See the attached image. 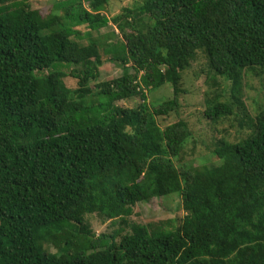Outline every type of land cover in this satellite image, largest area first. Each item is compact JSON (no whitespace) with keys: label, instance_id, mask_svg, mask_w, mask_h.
<instances>
[{"label":"trees","instance_id":"obj_1","mask_svg":"<svg viewBox=\"0 0 264 264\" xmlns=\"http://www.w3.org/2000/svg\"><path fill=\"white\" fill-rule=\"evenodd\" d=\"M85 1L43 17L0 0V264H264V103L247 99L264 75V0H143L112 20L114 1ZM109 23L120 40H94ZM198 56L222 137L178 116ZM106 62L122 76L95 93ZM202 151L214 165L193 164ZM175 195L183 217L130 222L137 204ZM93 215L118 229L96 236Z\"/></svg>","mask_w":264,"mask_h":264},{"label":"rangeland","instance_id":"obj_2","mask_svg":"<svg viewBox=\"0 0 264 264\" xmlns=\"http://www.w3.org/2000/svg\"><path fill=\"white\" fill-rule=\"evenodd\" d=\"M57 1L62 0H31L30 4L32 6V9L41 14L43 17H46L49 13L53 12L54 5ZM84 1V5L87 6V1ZM114 1L116 5V1L121 2V7L117 9L112 8L111 5V13L109 12H103V14L109 16V18L112 20L113 17L119 15L122 13L123 8H132L135 9L139 6L140 2L143 0H112ZM80 32H82V37L84 39H81L79 42L83 45L88 44V39L86 38L85 29L80 28ZM111 34H114L118 39L110 41V39H107L108 36ZM119 35V36H118ZM92 37L94 40H97L99 42H104L106 44L114 43L116 44L118 40H120V34L118 33L116 26L112 23H109L107 27L102 28L99 32H93ZM103 60H106V55H101ZM206 66V58L203 56H198L197 60L194 61L191 68L186 70L184 72L183 76V89L187 92L185 95H183L180 98L182 108L179 112V117L182 119L187 120L192 129L196 130V134L200 133V130H203L206 133V136L208 138L210 137H222L224 134H217L214 130V126L211 125V122L206 120L204 116V111L206 108V100L208 99L209 92L211 91L210 86L206 84L207 75L204 73ZM71 69L67 70V77L65 78V85L69 89H77L78 83L77 80L72 78L70 76ZM204 70V71H203ZM99 79L96 83H93L91 85V89L93 92H97L95 85L98 83L111 81L114 79H117L122 76V69L112 63H104L103 66L99 68ZM214 78H217L214 76ZM221 82L219 80L214 81V88H217L215 85H220ZM253 89L250 90L249 95L247 97L248 104L250 105V109L253 111L255 106L253 104V99H257V101L264 103V75L261 78H256L253 80ZM149 94L148 91H145ZM159 92V94H158ZM155 96L158 97H168L171 96V90L169 89H161L158 91ZM154 94L148 96L147 103H151L156 98ZM94 99V98H93ZM91 99V100H93ZM97 98H95L94 101H96ZM90 100V101H91ZM138 98H129L126 99L123 103H120L122 107L125 108H134L139 105ZM141 103V100H140ZM176 115H173L169 117L166 121H163V119L159 120V125L161 128H165L168 124H171L177 120ZM224 122H229V120L221 121L218 125V130L223 131L225 127L228 126L227 123L223 124ZM208 127H210L208 129ZM241 134H236V132L232 131V141L240 137ZM203 152V151H202ZM198 154L196 161H194L193 164L196 166L199 165H214L216 162V159H213L211 155L208 152ZM184 212L182 210V200L181 197L178 195H175L171 197L170 199H158V200H152L148 203H140L137 204L134 207V212L132 217L130 218L131 223H138V224H147V223H156V222H162L165 220H175L177 217H183ZM179 217V218H180ZM86 223L91 229L92 232L96 234V236L101 234H113L117 229V225H113V222L111 220L103 221L101 218H99L97 215L90 216L86 219ZM50 252L56 253L58 250L55 246L51 245Z\"/></svg>","mask_w":264,"mask_h":264},{"label":"water","instance_id":"obj_3","mask_svg":"<svg viewBox=\"0 0 264 264\" xmlns=\"http://www.w3.org/2000/svg\"><path fill=\"white\" fill-rule=\"evenodd\" d=\"M116 6H117L118 8H120V7H121V2L116 1Z\"/></svg>","mask_w":264,"mask_h":264}]
</instances>
